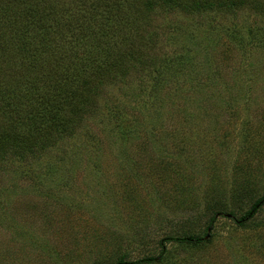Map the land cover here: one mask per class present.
<instances>
[{
	"label": "rangeland",
	"instance_id": "rangeland-1",
	"mask_svg": "<svg viewBox=\"0 0 264 264\" xmlns=\"http://www.w3.org/2000/svg\"><path fill=\"white\" fill-rule=\"evenodd\" d=\"M55 2L80 20L90 11V0ZM143 20L139 43H120L130 35L121 24L110 33L132 53L116 66L78 27L51 37V49L26 60L30 70L5 73L21 101L48 89L42 112L66 96L49 85V69L85 64L93 82L77 85L74 116L62 110L68 135L19 154L9 147L0 160V264L139 259L181 230L205 241H164L152 264H264V203L242 225L231 218L264 195V11H184L166 0ZM40 57L53 63L36 76ZM97 67L109 69L101 85Z\"/></svg>",
	"mask_w": 264,
	"mask_h": 264
},
{
	"label": "trees",
	"instance_id": "trees-1",
	"mask_svg": "<svg viewBox=\"0 0 264 264\" xmlns=\"http://www.w3.org/2000/svg\"><path fill=\"white\" fill-rule=\"evenodd\" d=\"M56 0H0V160L3 158L9 147L14 148V154L24 152L26 149H35L44 144L56 142L57 133L60 136L68 135L71 131L69 128V117L74 116L78 111V104L83 99L76 98L75 89L81 87L92 89L93 71H87V67L83 64L81 67L71 66L69 74H63L62 69L53 67L49 69L47 76L55 74L54 80L51 82L58 91V96L53 103L42 107L47 112L38 110V106L44 102L46 97L44 91L38 100L24 102L18 95L21 87H14L5 76V73L12 67L19 70H30V60L38 57L46 50L51 49L52 42H47L51 37L52 41L57 36H62L65 31L72 34L78 30H88L92 44L98 46L99 54H103V61H109V55L112 57L113 66L121 61H127L132 57L124 48L119 50L118 42L111 43L110 33L116 29L119 24L126 27V31L130 35L123 36L120 43L132 45L137 43L139 31L146 22V14L152 10L154 6L164 7L166 0H90L89 13L83 18L78 19V13L70 10L66 6L58 7ZM182 10L188 9L202 10L207 9H235L245 5H251V8H258L264 11V0H170ZM185 1V2H183ZM259 1H262L259 2ZM80 7V6H79ZM69 9V11H67ZM82 9V8H81ZM80 9V11H81ZM139 43V42H138ZM99 57L97 56V59ZM115 58V60H113ZM96 63L95 59L90 60ZM104 61V62H105ZM44 63V64H43ZM53 61L51 59H40L35 62V75L40 71L41 67H51ZM27 64V65H26ZM91 66V65H90ZM98 66V63L96 64ZM16 70V69H15ZM117 70V69H115ZM95 77L99 84H103L105 79L109 77V69L106 67H97L95 69ZM21 74L20 72H18ZM30 73V72H29ZM44 77L43 73L41 72ZM22 75V74H21ZM80 85L81 87H77ZM34 86V85H33ZM36 87V86H34ZM36 87V91H39ZM18 92V93H17ZM41 93V92H40ZM76 98V99H75ZM86 99V98H85ZM69 113L68 116L62 114ZM3 123V125H2ZM53 127L55 135L51 131L44 130L42 136V128L44 125ZM45 136L46 142L43 143ZM43 144V145H42ZM264 203V195L256 198L240 216H236L231 212V218L239 224H244L249 218L257 212L260 204ZM215 212V211H214ZM213 212V213H214ZM215 212L209 219L206 229L211 226L215 219ZM205 235V234H204ZM189 230H181L175 235L169 234L160 238L159 244L161 252L158 255H146L139 259H127L126 252L119 254L116 260L109 264H152L163 259V251L165 249L164 241H178L187 243L192 246L201 245L205 241V236Z\"/></svg>",
	"mask_w": 264,
	"mask_h": 264
}]
</instances>
